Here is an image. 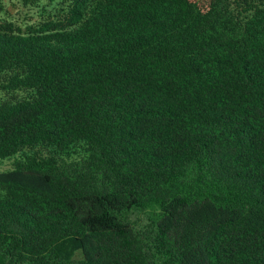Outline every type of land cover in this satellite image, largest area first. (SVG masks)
<instances>
[{"label":"trees","instance_id":"obj_1","mask_svg":"<svg viewBox=\"0 0 264 264\" xmlns=\"http://www.w3.org/2000/svg\"><path fill=\"white\" fill-rule=\"evenodd\" d=\"M55 4L0 22V264H264V0Z\"/></svg>","mask_w":264,"mask_h":264},{"label":"rangeland","instance_id":"obj_2","mask_svg":"<svg viewBox=\"0 0 264 264\" xmlns=\"http://www.w3.org/2000/svg\"><path fill=\"white\" fill-rule=\"evenodd\" d=\"M57 1L59 0H34L24 3L22 0H0V22L11 21L26 31L28 25H39L50 18L56 12ZM9 166L10 162L0 165V167Z\"/></svg>","mask_w":264,"mask_h":264}]
</instances>
